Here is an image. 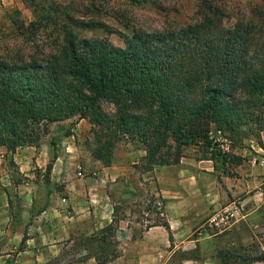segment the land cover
<instances>
[{
  "label": "trees",
  "instance_id": "trees-1",
  "mask_svg": "<svg viewBox=\"0 0 264 264\" xmlns=\"http://www.w3.org/2000/svg\"><path fill=\"white\" fill-rule=\"evenodd\" d=\"M197 1L200 21L130 35L65 13L57 54L0 57V150L13 154L19 147L38 146L48 125L77 119L89 124L90 155L105 167L125 138L143 146L145 172L179 164L190 145L201 149L200 158L211 160L215 171L240 164L234 149L251 140L262 145L264 132V0L256 22L230 27L210 0ZM45 23L46 11L26 26L14 21L21 35H33ZM95 29L118 33L123 46L77 33ZM212 133L222 135L231 151L221 150ZM54 158L46 165L45 181ZM104 231L111 235L113 226ZM216 255L227 264L233 252Z\"/></svg>",
  "mask_w": 264,
  "mask_h": 264
},
{
  "label": "crops",
  "instance_id": "crops-1",
  "mask_svg": "<svg viewBox=\"0 0 264 264\" xmlns=\"http://www.w3.org/2000/svg\"><path fill=\"white\" fill-rule=\"evenodd\" d=\"M261 139L262 145L251 140L234 149L242 162L226 163L220 177L211 160L193 155L140 173L145 151L129 147L115 151L108 167L89 158L83 168L94 175L72 178V162L65 160L72 159L69 142L56 150L47 141L13 154L1 149L0 264H97L99 258H108L106 264H221L216 253L233 251V245L227 234L217 236L231 230L242 236L235 224L255 213L222 230L197 231L236 199L257 208L264 203V132ZM53 155L48 180H35L34 169L43 170ZM158 199L163 216L153 207ZM257 218L262 224L264 217ZM109 225L111 235L104 231Z\"/></svg>",
  "mask_w": 264,
  "mask_h": 264
},
{
  "label": "rangeland",
  "instance_id": "rangeland-1",
  "mask_svg": "<svg viewBox=\"0 0 264 264\" xmlns=\"http://www.w3.org/2000/svg\"><path fill=\"white\" fill-rule=\"evenodd\" d=\"M210 2L218 8L226 27L236 22H256L257 12L263 6V0H210ZM44 11L47 13V23L42 25L35 34L21 35L19 33L20 31L14 25L15 20L26 26L37 21ZM65 13L84 22L103 23L114 32L127 35L135 30L158 32L179 29L201 19V10L197 0H143L140 3H131L128 0H0V57L21 56L25 59L29 57L45 59L57 54L62 38L59 27L64 20ZM49 17L54 18L55 21ZM77 33L82 38L106 39L115 46H123V39L118 33L109 35L101 29L77 30ZM103 107L107 111L113 110V107L108 104H104ZM89 128L87 122L80 123L77 119L50 124L38 146L43 141H47L56 150L62 142H69L68 145L72 150L67 152L68 156L72 155V159L65 160H70L74 169L69 170L67 175L77 178L79 177L77 173L80 171L84 177H91L93 176L92 170L84 171L83 168L84 161L87 163L89 158L92 159L90 150L93 147V138ZM249 144L246 143V147ZM129 147L135 150L143 149L138 141L125 138L116 144L114 152L123 151ZM200 151L201 149L197 146L190 145L184 149L183 155L200 157ZM45 168L41 171L34 169L35 180L40 181L42 177V181L45 182L43 177ZM138 168L140 173H143L142 165ZM221 172L222 169L219 167L216 171L219 177ZM136 178H141V176ZM120 200L119 198L118 201ZM13 202L19 206L17 197ZM121 202L127 201L122 199ZM231 204L239 206L244 216L253 212L255 214L254 216L250 214L242 220L240 218L241 221L238 223L235 222V225L240 227L242 236L235 237L232 235V230L230 233L226 231L217 236L219 239L227 234V241L233 245V257L227 261V264H264V220L260 224L261 219L257 218L259 215L264 217V203H261L259 208L255 203L242 204L238 199ZM149 206L151 207V202L147 203L146 207ZM115 208H117L116 213H119L122 207L116 205ZM142 208L136 207V210L142 214ZM206 222L208 220L203 225ZM107 247H110V250L112 248L110 245Z\"/></svg>",
  "mask_w": 264,
  "mask_h": 264
},
{
  "label": "built area",
  "instance_id": "built-area-1",
  "mask_svg": "<svg viewBox=\"0 0 264 264\" xmlns=\"http://www.w3.org/2000/svg\"><path fill=\"white\" fill-rule=\"evenodd\" d=\"M211 139L213 142H217L219 144V148L223 151H231L229 142L219 133H212ZM222 139V140H221ZM221 141L222 143L220 144ZM79 177H83V174L79 171L77 173ZM94 175V174H93ZM62 202H65L63 199ZM153 207L155 210L160 214V216H163L164 208L161 200H156L153 204ZM242 217L241 214V208L237 205L230 204L229 206H225L218 211H216L209 219L208 222H206L205 225H203L197 232L198 236H202L203 233L207 229L210 228H219V229H225L231 226V224L237 222Z\"/></svg>",
  "mask_w": 264,
  "mask_h": 264
}]
</instances>
